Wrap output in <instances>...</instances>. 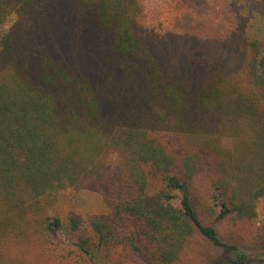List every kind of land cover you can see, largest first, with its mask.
Listing matches in <instances>:
<instances>
[{"label": "trees", "instance_id": "obj_1", "mask_svg": "<svg viewBox=\"0 0 264 264\" xmlns=\"http://www.w3.org/2000/svg\"><path fill=\"white\" fill-rule=\"evenodd\" d=\"M142 13L139 0H0V239L62 231L69 264L103 250L109 264H178L199 235L216 264L264 263V41L182 70L143 40ZM65 188L108 207L88 218L91 238L74 212L67 227L30 221ZM226 220L250 229L253 254L222 239Z\"/></svg>", "mask_w": 264, "mask_h": 264}, {"label": "rangeland", "instance_id": "obj_2", "mask_svg": "<svg viewBox=\"0 0 264 264\" xmlns=\"http://www.w3.org/2000/svg\"><path fill=\"white\" fill-rule=\"evenodd\" d=\"M143 13L140 35L151 46L154 54L169 65L196 72L199 67L214 61H232L233 52L228 46L236 39L264 41V0H139ZM177 68V69H178ZM238 89L250 94L251 84L242 72L232 69ZM224 147L231 148L232 139L222 138ZM74 212L83 218L85 237L91 238L88 225L91 215H107L108 207L102 196L88 188H65L56 194L54 208H46L32 215L37 227L46 216H54L68 226ZM209 220V218H208ZM256 226L264 225V199L258 203ZM223 240L237 242L253 254V233L234 222L226 220L216 224ZM62 231L50 236L38 229L25 231L12 239H0V264H69L74 257L71 242ZM111 255V252L109 253ZM220 251L197 235L188 244L178 264H216ZM107 255V257H106ZM100 264H109L111 258L105 250L100 252ZM124 259V258H123ZM114 264V263H113ZM248 264H264L250 261Z\"/></svg>", "mask_w": 264, "mask_h": 264}]
</instances>
